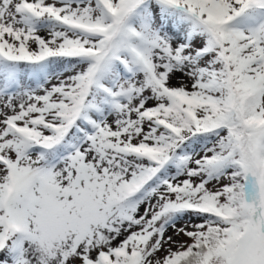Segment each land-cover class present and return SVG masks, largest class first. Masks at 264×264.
<instances>
[{
  "label": "snow or ice",
  "instance_id": "6c2138e0",
  "mask_svg": "<svg viewBox=\"0 0 264 264\" xmlns=\"http://www.w3.org/2000/svg\"><path fill=\"white\" fill-rule=\"evenodd\" d=\"M0 264H264V0H0Z\"/></svg>",
  "mask_w": 264,
  "mask_h": 264
}]
</instances>
